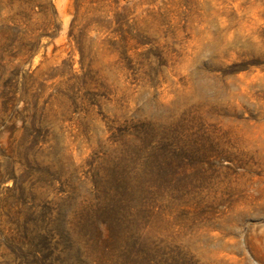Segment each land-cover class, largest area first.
I'll return each instance as SVG.
<instances>
[{"label":"rangeland","instance_id":"obj_1","mask_svg":"<svg viewBox=\"0 0 264 264\" xmlns=\"http://www.w3.org/2000/svg\"><path fill=\"white\" fill-rule=\"evenodd\" d=\"M0 264H264V0H0Z\"/></svg>","mask_w":264,"mask_h":264}]
</instances>
